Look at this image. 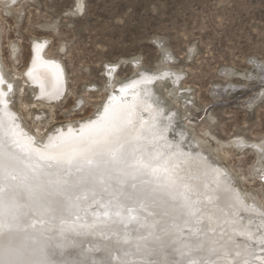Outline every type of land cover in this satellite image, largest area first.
I'll list each match as a JSON object with an SVG mask.
<instances>
[{"label": "bare ground", "instance_id": "1", "mask_svg": "<svg viewBox=\"0 0 264 264\" xmlns=\"http://www.w3.org/2000/svg\"><path fill=\"white\" fill-rule=\"evenodd\" d=\"M46 45L25 74L56 102L66 71ZM167 78L178 81L166 68L116 82L95 116L41 137L13 109L0 61V264H264V208L176 124L157 92Z\"/></svg>", "mask_w": 264, "mask_h": 264}, {"label": "rangeland", "instance_id": "2", "mask_svg": "<svg viewBox=\"0 0 264 264\" xmlns=\"http://www.w3.org/2000/svg\"><path fill=\"white\" fill-rule=\"evenodd\" d=\"M37 41L66 71L56 102L25 74ZM0 59L13 109L41 137L95 116L116 82L167 68L178 81L156 86L176 124L264 208V0H0Z\"/></svg>", "mask_w": 264, "mask_h": 264}, {"label": "water", "instance_id": "3", "mask_svg": "<svg viewBox=\"0 0 264 264\" xmlns=\"http://www.w3.org/2000/svg\"><path fill=\"white\" fill-rule=\"evenodd\" d=\"M264 174V173H263ZM263 182H264V175H262V179H261Z\"/></svg>", "mask_w": 264, "mask_h": 264}]
</instances>
